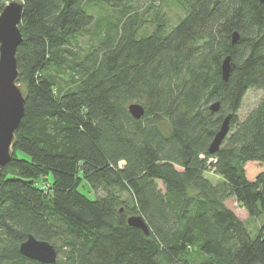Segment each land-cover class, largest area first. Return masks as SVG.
I'll list each match as a JSON object with an SVG mask.
<instances>
[{
	"label": "trees",
	"instance_id": "obj_1",
	"mask_svg": "<svg viewBox=\"0 0 264 264\" xmlns=\"http://www.w3.org/2000/svg\"><path fill=\"white\" fill-rule=\"evenodd\" d=\"M21 1L27 98L1 169L0 264H41L19 252L29 235L55 247V264H264V3L176 0L183 15L169 25L159 11L142 19L133 0ZM99 3L117 17H94ZM253 89L263 96L240 119ZM137 215L148 236L127 224Z\"/></svg>",
	"mask_w": 264,
	"mask_h": 264
},
{
	"label": "water",
	"instance_id": "obj_2",
	"mask_svg": "<svg viewBox=\"0 0 264 264\" xmlns=\"http://www.w3.org/2000/svg\"><path fill=\"white\" fill-rule=\"evenodd\" d=\"M264 3V0H259ZM24 4L21 0H12L5 5L0 13V178L2 168L10 163L14 153L16 137L14 132L18 129L21 119L24 117L26 104L25 86L20 83V75L17 69L16 53L18 46L23 40L21 36L19 23L22 18ZM232 44H235L239 37L233 33ZM221 65V77L226 82L234 68L230 57L223 59ZM220 105L216 102L211 104L212 113L219 110ZM128 112L131 117L139 120L143 117L144 108L137 103L128 106ZM231 116L224 119L221 129L215 134L208 148L209 154H214L221 146L224 137L229 132V121ZM127 224L143 231L148 236L149 231L145 221L141 216H129ZM19 252L25 258H29L41 264H55L57 252L54 246L47 242L36 240L33 236H28L26 241L20 246Z\"/></svg>",
	"mask_w": 264,
	"mask_h": 264
},
{
	"label": "rangeland",
	"instance_id": "obj_3",
	"mask_svg": "<svg viewBox=\"0 0 264 264\" xmlns=\"http://www.w3.org/2000/svg\"><path fill=\"white\" fill-rule=\"evenodd\" d=\"M9 0H5L0 6V13L5 7L6 4H8ZM127 6L130 7L132 12L137 13L140 15V17L148 22L152 21V17L154 14L159 11L160 14L163 13L164 17L168 20L169 25H173L177 22L179 19L178 17H181L183 15L182 10L177 6L176 0H133L127 3ZM111 7L106 6L102 3L95 4L94 8H92L93 16H100L102 20L110 19L113 20L114 17H117L116 12L110 10ZM151 23H145L142 27V31L150 32ZM93 29V28H92ZM90 29V31H92ZM89 34H84L82 37H79L77 42H73L74 49L78 50L81 48H85L87 43L90 39ZM78 47V48H77ZM65 78V77H64ZM63 78V79H64ZM66 79V78H65ZM263 92L253 89L248 90L246 92L245 97L242 101V106L240 111L238 112V115L240 119H243V117L250 112L254 107L258 104L257 102L262 98ZM210 181L213 183L216 181V177L212 175V173H209ZM208 177V176H207ZM44 184V187L48 184L47 182L42 183ZM82 191L84 192V195L88 196L91 199V196H93V192L90 191V189H86L85 186H81ZM91 194H90V193ZM225 205L229 209H231L238 218L243 221L245 226H249V228L253 229L255 227H258V222L255 221L252 218H249L246 212L241 209L233 200H228ZM263 218H260L259 221H263Z\"/></svg>",
	"mask_w": 264,
	"mask_h": 264
}]
</instances>
